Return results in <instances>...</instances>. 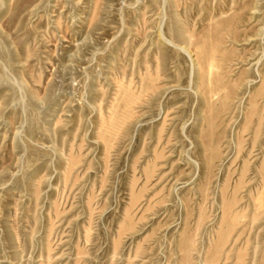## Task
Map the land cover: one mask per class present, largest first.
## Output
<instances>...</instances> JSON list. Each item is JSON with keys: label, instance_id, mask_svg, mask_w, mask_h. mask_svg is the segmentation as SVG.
Wrapping results in <instances>:
<instances>
[{"label": "rangeland", "instance_id": "374dc122", "mask_svg": "<svg viewBox=\"0 0 264 264\" xmlns=\"http://www.w3.org/2000/svg\"><path fill=\"white\" fill-rule=\"evenodd\" d=\"M263 86L264 0H0V264H264Z\"/></svg>", "mask_w": 264, "mask_h": 264}, {"label": "bare ground", "instance_id": "6f19581e", "mask_svg": "<svg viewBox=\"0 0 264 264\" xmlns=\"http://www.w3.org/2000/svg\"><path fill=\"white\" fill-rule=\"evenodd\" d=\"M235 3V2H234ZM245 4V3H244ZM237 6V5H236ZM236 12H238V11H236ZM235 15V14H234ZM240 17V16H239ZM242 17V16H241ZM234 18H236V17H233V15H232V18H229V19H226V20H223V21H219V22H217L214 26L212 25L211 27V29H213L214 31L213 32H204V34L202 33V34H200L197 38H195L196 39V43L194 44L195 45V47H196V53H197V57H198V60H199V63L200 62H202V63H200L201 65L202 64H204V65H208L207 67L209 68V69H211L212 68V66L215 64L214 62H217V64H216V66H218L219 65V63L218 62H220L221 64H222V62H223V60H224V58H225V51L223 50V48L220 46V44L222 43V41H223V39H224V37H223V35L225 34V30H230V31H232L234 28H236L235 27V19ZM241 19V18H240ZM217 20V19H216ZM215 20V21H216ZM237 21V20H236ZM240 21V20H239ZM241 22V21H240ZM209 24V23H208ZM210 25V24H209ZM214 27V28H213ZM187 28V27H186ZM204 28V27H203ZM239 28V27H238ZM208 30V29H207ZM210 30V29H209ZM171 31V30H170ZM189 31V30H188ZM181 32H184V31H182V29H181V31H178V32H176L177 33V35H180V34H182ZM228 32V31H227ZM190 33V32H189ZM192 33V32H191ZM198 33V32H197ZM196 34V33H195ZM194 34V35H195ZM191 35V34H190ZM227 35V34H226ZM170 36V35H169ZM192 36V35H191ZM225 36V35H224ZM228 36V35H227ZM191 38V37H190ZM223 45V44H222ZM183 47V46H182ZM194 48V47H193ZM182 49V48H181ZM186 49V48H185ZM228 51V50H227ZM158 54H159V52H158ZM232 54V53H231ZM233 56V55H232ZM158 57V56H157ZM228 61V60H227ZM198 62V61H197ZM213 62V63H212ZM227 63V62H226ZM196 65V64H195ZM203 65V66H204ZM223 65V64H222ZM218 67H220V66H218ZM222 67V66H221ZM224 67V66H223ZM198 68V67H197ZM204 67H202V69H203ZM201 69V70H202ZM209 69L207 70V71H209ZM204 70H205V68H204ZM221 70V69H220ZM222 71V70H221ZM202 72V71H201ZM210 72V71H209ZM208 72V73H209ZM223 72V71H222ZM204 73V72H203ZM206 73V72H205ZM205 73H204V75H205ZM212 74V73H211ZM160 75V74H159ZM220 75V74H219ZM217 76V74H216V76H217V78H215V85H213L214 87H216V89H220V87L223 85L222 83H223V80H221L222 79V77L221 76ZM151 76V75H150ZM201 76H202V74H201ZM154 77V76H153ZM212 77V76H211ZM149 78V77H148ZM151 78H152V76H151ZM150 79V78H149ZM152 80V79H151ZM209 80V79H208ZM226 80V79H225ZM155 81V80H154ZM149 82V81H148ZM204 82V81H203ZM237 82H239V81H237ZM155 83V82H154ZM232 83V82H231ZM122 85V84H121ZM120 85V86H121ZM127 85H129V84H127ZM123 86V85H122ZM125 86V85H124ZM118 87V86H117ZM149 87V86H148ZM152 87V86H151ZM264 87V86H263ZM154 88H155V86H154ZM223 88V87H222ZM225 88V87H224ZM223 88V89H224ZM233 88V87H232ZM120 89V88H119ZM124 89V94H125V103H124V107H123V109L121 110V111H116L115 113H114V115L112 116L111 114V116H110V118H109V120L107 121V122H105L106 121V119H105V121H103L104 123H102V124H104V125H102V126H105V133H107V135H112L113 133H115L116 134V131H119V128L121 129V127H124L125 125L124 124H126V122H127V120H129L130 121V117H132L133 115H134V113L132 112V108H133V104H135V103H137L136 101H138L139 100V98L140 97H138L136 94H134V93H132V92H130V90H128V89H126L125 90V87L123 88ZM122 89V90H123ZM136 89V88H135ZM143 89V88H142ZM153 89V88H152ZM205 89V88H204ZM203 89V90H204ZM209 89H211V88H209ZM208 89V90H209ZM216 89H215V91H216ZM237 89V88H236ZM148 90V89H147ZM154 90V89H153ZM202 90V91H203ZM212 90V89H211ZM211 90H209L210 92H211ZM117 91H120V90H117ZM150 91V90H149ZM212 91H214V90H212ZM219 91V90H218ZM221 91H222V89H221ZM262 91V90H261ZM209 92V93H210ZM226 93H228L227 91H225ZM236 92V91H235ZM148 93V92H147ZM150 93V92H149ZM208 93V97H210L211 95ZM211 93H213V92H211ZM234 93V92H233ZM119 94V93H118ZM139 94V93H138ZM220 94V93H219ZM231 94V93H230ZM230 94L228 93L227 94V96H229V99H230ZM120 95V94H119ZM148 95V94H147ZM146 95V96H147ZM213 95V94H212ZM233 95V94H232ZM124 96V95H123ZM142 96V95H141ZM204 96V95H203ZM224 96H225V94H224ZM143 97V96H142ZM219 97H220V95H219ZM232 97V96H231ZM223 98V97H222ZM226 98V97H225ZM255 98V97H254ZM115 99V98H114ZM142 99V98H141ZM140 99V100H141ZM210 99V98H209ZM218 99V98H217ZM214 102V101H213ZM225 102H227V101H225ZM254 102V101H253ZM114 103V102H113ZM211 103V102H210ZM216 103V102H215ZM138 104V103H137ZM254 104V103H253ZM211 105V104H210ZM227 105V104H226ZM111 106H112V104H111ZM207 107V106H206ZM215 107V106H214ZM115 108V107H114ZM210 108H211V106H210ZM254 108V107H253ZM208 109V108H207ZM213 109V108H212ZM117 110V109H116ZM209 111V110H208ZM252 111V110H251ZM257 111V110H256ZM133 113V114H132ZM213 114V113H212ZM211 115V114H210ZM104 116V115H103ZM133 118V117H132ZM219 118V117H218ZM135 119V118H134ZM263 119V118H262ZM132 120V119H131ZM250 120V119H249ZM261 120V119H260ZM259 122V121H258ZM261 122H262V120H261ZM245 124V123H244ZM258 124V123H257ZM124 125V126H123ZM127 125V124H126ZM246 125V124H245ZM101 126V127H102ZM211 126V125H210ZM249 127V126H248ZM256 127H257V125H256ZM213 128V127H212ZM246 129V128H245ZM244 129V130H245ZM210 130H212V129H210ZM249 130V129H248ZM121 131V130H120ZM120 131H119V133H120ZM257 131H259V130H257ZM261 131V130H260ZM124 132V131H123ZM118 133V132H117ZM212 133H213V131H212ZM122 135V134H121ZM214 135V134H213ZM256 135V134H255ZM105 136V135H104ZM115 136H117V135H115ZM242 136V135H241ZM250 136V135H249ZM254 136V135H253ZM214 137H215V135H214ZM243 137V136H242ZM257 137V136H256ZM106 138V137H105ZM110 138V137H109ZM211 138V137H210ZM239 138V137H238ZM246 138V137H245ZM112 139V138H111ZM214 139V138H213ZM247 139V138H246ZM258 139V138H257ZM115 140V139H114ZM211 140V139H210ZM239 140H240V138H239ZM254 140V139H253ZM109 141H111L110 139H109ZM238 141V140H237ZM243 141V140H242ZM213 142V141H212ZM212 142H211V144H212ZM256 144V143H255ZM210 145V144H209ZM215 145V144H214ZM243 145V144H242ZM218 146V145H217ZM214 147V146H213ZM219 147V146H218ZM217 147V148H218ZM215 152V151H214ZM219 152V150L217 151V153ZM221 154V153H220ZM215 155V154H214ZM212 157V156H211ZM216 157V156H215ZM76 159V158H75ZM77 160V159H76ZM73 161H75V160H73ZM249 167V166H248ZM262 167V166H261ZM246 168V167H245ZM247 170V169H246ZM262 171V170H261ZM263 175H264V173H263ZM262 179V178H261ZM262 181V180H261ZM262 186V185H261ZM229 187V186H228ZM263 187V186H262ZM261 187V188H262ZM226 188H224V190H225ZM230 189V188H229ZM234 189V188H233ZM237 190V189H236ZM227 191V190H226ZM238 191V190H237ZM224 192V191H223ZM228 192V191H227ZM264 192V191H263ZM260 193V192H259ZM239 194V193H238ZM253 194V193H252ZM230 195V194H229ZM251 195V194H250ZM260 195H263L262 194V192H261V194ZM260 195H258V196H260ZM225 196V195H224ZM258 196L256 195V197H257V199L259 200L258 202H260L261 200H260V197L258 198ZM264 196V195H263ZM236 197H237V195H236ZM263 198V197H262ZM137 199V198H136ZM235 199V198H234ZM255 199V198H254ZM256 199V200H257ZM233 200V199H232ZM232 200H229V201H232ZM239 200V199H238ZM252 200H253V198H252ZM255 200V201H256ZM225 201H226V199H225ZM234 201V200H233ZM228 202L227 204V206H229V204H232L233 206H234V203H235V201L234 202ZM237 201V200H236ZM242 201V200H241ZM239 202V201H238ZM257 202V201H256ZM255 203V202H254ZM253 203V204H254ZM261 203V202H260ZM240 204V203H239ZM249 204V203H248ZM256 204V203H255ZM254 204V205H255ZM236 205V204H235ZM233 206H230V207H225L226 208V210L228 209L229 210V212L231 211L232 213H233V209L231 210V208L233 207ZM248 206V205H247ZM259 206V205H258ZM264 207V206H263ZM262 208V207H261ZM236 209V208H235ZM228 210H227V213L229 214V212H228ZM243 210V209H242ZM262 211H263V209H261ZM260 210V211H261ZM255 211V210H254ZM261 211V212H262ZM200 212V211H199ZM238 212H239V210H238ZM246 212H247V210H246ZM264 212V211H263ZM262 212V213H263ZM227 213H225V214H227ZM235 213H236V211H235ZM235 213H233L234 215H237V213L235 214ZM224 214V215H225ZM233 214L231 215V213H230V215H231V217L233 216ZM242 215V212L241 213H239V216H241ZM254 214V213H253ZM245 215V214H244ZM255 215H256V213H255ZM259 215H261V214H259ZM263 215H264V213H263ZM131 217V216H130ZM227 217H229L228 215H226L225 216V218L224 219H228ZM242 217H244V216H242ZM256 218H257V216H255ZM237 218V216L235 217V219ZM130 219V218H129ZM223 219V220H224ZM232 219H233V217H232ZM242 219V218H241ZM246 219V218H245ZM258 219V218H257ZM132 220V219H131ZM252 220V219H251ZM255 220V219H254ZM129 221V220H128ZM222 222H224V221H222ZM226 222V221H225ZM248 222V221H247ZM252 222V221H251ZM132 223V222H131ZM129 224H130V222H129ZM236 224V225H235ZM238 224H240V223H238ZM237 223H236V220H227V222L225 223V225L224 224H220L221 225V227L223 228V231H221L220 233H219V235H220V237H219V240H218V242L217 243H215V247H214V249L210 252V254L208 255L209 257H207V259H208V262L207 263H209V264H213L214 262H216L215 260L217 259L216 257L218 256V253L220 252V251H222L221 249V247L223 246V247H225L224 245L226 244H224L223 242L227 239V238H229V237H227L229 234H230V231L229 230H231V233L235 230V227L234 226H236V227H238L237 225H238ZM132 225V224H131ZM223 225H224V227H223ZM127 226V225H126ZM122 227V226H121ZM234 227V228H233ZM123 228V227H122ZM222 228H221V230H222ZM125 229V228H124ZM123 229V230H124ZM219 229V228H218ZM232 229H233V231H232ZM238 230V229H237ZM229 233V234H228ZM228 234V235H227ZM218 235V234H217ZM230 236H231V234H230ZM183 238V237H182ZM228 240V239H227ZM215 241V240H214ZM181 242V241H180ZM189 242V237L186 235V237L184 236V238H183V240H182V242L180 243L181 245V247L182 248H186L187 246H189V244L190 243H188ZM229 242V241H228ZM227 242V243H228ZM224 244V245H223ZM179 246V247H180ZM246 246V245H245ZM211 250V249H210ZM223 250H224V248H223ZM244 250V249H243ZM245 251V250H244ZM255 251H257V250H255ZM264 251V250H263ZM247 252V251H246ZM242 253V252H241ZM243 254H245V253H242L241 255H243ZM255 254H256V252H255ZM186 256H189L188 254H185ZM237 256H239L238 254H237ZM264 257V256H263ZM238 259H240V257L238 258ZM264 258H262V260H263ZM218 261V260H217ZM240 262V261H239ZM242 262H244V260L242 261ZM261 262V261H260ZM263 262V261H262ZM241 263V262H240ZM264 263V262H263ZM215 264V263H214ZM218 264V263H217ZM239 264V263H238ZM242 264V263H241ZM260 264H262V263H260Z\"/></svg>", "mask_w": 264, "mask_h": 264}]
</instances>
